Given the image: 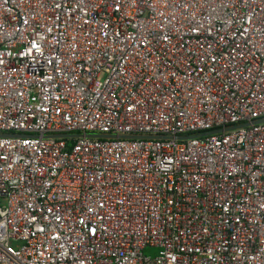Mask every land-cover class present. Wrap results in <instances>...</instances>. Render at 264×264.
Wrapping results in <instances>:
<instances>
[{
    "label": "built area",
    "instance_id": "1",
    "mask_svg": "<svg viewBox=\"0 0 264 264\" xmlns=\"http://www.w3.org/2000/svg\"><path fill=\"white\" fill-rule=\"evenodd\" d=\"M259 120L264 0H0V264H264Z\"/></svg>",
    "mask_w": 264,
    "mask_h": 264
},
{
    "label": "water",
    "instance_id": "2",
    "mask_svg": "<svg viewBox=\"0 0 264 264\" xmlns=\"http://www.w3.org/2000/svg\"><path fill=\"white\" fill-rule=\"evenodd\" d=\"M259 122H264V120H259V121H255L253 123H259ZM249 124H242V125H237V126H231L228 128H225L224 130H217V131H213V132H208V133H203L201 135H195V136H191V137H184V136H179V137H166V136H144V135H127V136H120V138H124V139H171L174 138L176 140H183L186 138H194V137H198V136H205V135H209V134H215L218 132H222V131H229L235 128H239V127H244V126H248ZM7 136H11V135H5V134H0V137H7ZM89 137V138H97V139H107V138H114L115 136L113 135H106V134H80V133H76V134H58V135H54V136H46V137H52V138H63V139H73V138H79V137Z\"/></svg>",
    "mask_w": 264,
    "mask_h": 264
},
{
    "label": "rangeland",
    "instance_id": "3",
    "mask_svg": "<svg viewBox=\"0 0 264 264\" xmlns=\"http://www.w3.org/2000/svg\"><path fill=\"white\" fill-rule=\"evenodd\" d=\"M156 249H153V248H147L145 251H144V254L146 255H150V256H153L156 254Z\"/></svg>",
    "mask_w": 264,
    "mask_h": 264
},
{
    "label": "trees",
    "instance_id": "4",
    "mask_svg": "<svg viewBox=\"0 0 264 264\" xmlns=\"http://www.w3.org/2000/svg\"><path fill=\"white\" fill-rule=\"evenodd\" d=\"M70 143H71V141H70Z\"/></svg>",
    "mask_w": 264,
    "mask_h": 264
}]
</instances>
